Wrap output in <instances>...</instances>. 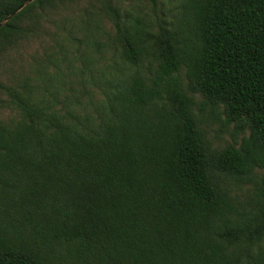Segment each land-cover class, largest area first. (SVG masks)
<instances>
[{"label":"trees","instance_id":"16d2710c","mask_svg":"<svg viewBox=\"0 0 264 264\" xmlns=\"http://www.w3.org/2000/svg\"><path fill=\"white\" fill-rule=\"evenodd\" d=\"M121 1L0 25V264H264V0Z\"/></svg>","mask_w":264,"mask_h":264},{"label":"rangeland","instance_id":"374dc122","mask_svg":"<svg viewBox=\"0 0 264 264\" xmlns=\"http://www.w3.org/2000/svg\"><path fill=\"white\" fill-rule=\"evenodd\" d=\"M179 0H156L155 4L159 16L172 18L174 9L177 8ZM121 7L127 9L132 14H138L145 19L150 20V17L154 18L153 2L151 0H122ZM221 115L216 120L211 121V136L213 137V143L216 145L223 144L232 140L233 125L221 123ZM210 124V123H209Z\"/></svg>","mask_w":264,"mask_h":264},{"label":"water","instance_id":"95a60500","mask_svg":"<svg viewBox=\"0 0 264 264\" xmlns=\"http://www.w3.org/2000/svg\"><path fill=\"white\" fill-rule=\"evenodd\" d=\"M32 0H26V1H24L19 7H17L13 12H12V14H10L9 16H7L1 23H0V25L4 22V21H6L10 16H12L14 13H16L17 11H19L24 5H26L27 3H29V2H31Z\"/></svg>","mask_w":264,"mask_h":264}]
</instances>
